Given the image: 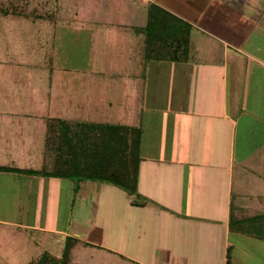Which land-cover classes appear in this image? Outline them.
Masks as SVG:
<instances>
[{
  "label": "crops",
  "instance_id": "1",
  "mask_svg": "<svg viewBox=\"0 0 264 264\" xmlns=\"http://www.w3.org/2000/svg\"><path fill=\"white\" fill-rule=\"evenodd\" d=\"M140 2L144 9L155 4L191 27L185 58L166 63L171 72L163 76L167 79L158 155L146 153L148 147L141 150L136 194L142 199L124 198L122 210L99 205L100 213H108L99 222L92 219V205L85 200L64 225L50 206L48 211L38 204L31 209L20 206V197H11L42 196V177L49 182L44 192L50 203L55 181L61 180L42 173L51 162L44 153V117L54 104L46 103L40 93L32 102L24 96L23 106L7 110L1 99L0 167L40 172L41 180L37 192L23 187L19 193L21 171H1L0 177L16 183L0 188V264H11L8 260L16 252L27 260L43 255L57 259L65 253L68 237L76 241L73 246L78 242L89 250L97 247L89 258L98 264H107L111 254L115 262L118 258L135 264H226L228 252L230 264H264V64L246 56L252 37L264 36V8L251 0ZM147 92L148 98L155 94ZM97 106L98 111L104 108ZM256 129L259 143L247 138ZM239 131L243 140L236 141ZM257 155L260 162L254 163ZM235 164V172L227 171ZM234 197L238 210L246 212L244 223L238 214V226H231ZM43 212L48 214L40 215Z\"/></svg>",
  "mask_w": 264,
  "mask_h": 264
},
{
  "label": "rangeland",
  "instance_id": "2",
  "mask_svg": "<svg viewBox=\"0 0 264 264\" xmlns=\"http://www.w3.org/2000/svg\"><path fill=\"white\" fill-rule=\"evenodd\" d=\"M140 3L139 0H0V100L5 101L3 107L13 110L18 105L23 106L24 96L28 102H32L31 98L35 100L41 93L46 103L54 104V109L50 108L52 111L44 120L52 124L53 119H57L59 126L56 129L59 131L56 133L63 132L62 128H65L64 131L69 134L68 124L100 125L102 122L107 126L119 127L123 130L119 133L121 135L129 131L128 139L131 142L139 139L140 154L148 147L146 153L158 155L157 141L162 134L161 115L164 110L162 87L167 79H163V76L171 72L166 69V63L172 62L169 59L171 51H166L157 43L158 52L155 53L150 47L154 45L153 42L146 45L147 34H144L143 27L147 24V9L138 6L144 4ZM251 4H260L261 10L264 8V0H251ZM258 22L253 21L254 24ZM249 43L253 46L246 56L264 64V36L252 37ZM254 46L262 51L254 50ZM254 76L261 74L254 73ZM146 87L155 94L148 98ZM129 89H133V92ZM11 90L16 92L12 94ZM252 95L250 93L248 104L252 101ZM16 96L19 99L17 103V99H14ZM96 106L98 109L104 107L99 110L103 112L96 110ZM88 113L106 115L102 118ZM48 129L51 132V128L46 127V135L49 134ZM255 131L251 133L253 137L247 138L260 142V131ZM236 133V141L243 140V133ZM129 146L128 150L137 151L136 145ZM256 161L260 162L258 155L253 158V162ZM80 167L71 164L68 176L55 181V193L50 203L48 194L44 192L48 191V180L43 177L41 180L40 172L24 176L21 171L16 184L19 193L23 187L29 191L34 188L32 192H37L35 188L38 189L40 180L44 191L42 196L21 195L12 196L11 199L20 197L23 208L27 205L31 209L38 204L44 208L47 206L48 211L50 206L62 225L76 214L77 206L84 204L85 200L92 205V219L99 222L108 216V213L98 211L99 205L107 203L108 207L112 204L122 210L125 202L142 199L137 194H133L132 198L130 191L114 186L109 178H100L103 173L95 176L92 168L86 164ZM236 167V164L234 168L228 167L227 171L235 172ZM0 175H3L1 171ZM14 182L2 176L0 188L14 186ZM237 187L236 183L234 190ZM112 189H119L123 196L115 195ZM236 208L234 197L231 219L235 223L231 226H238V219L243 218L242 223L246 219V212ZM28 214H32L31 211ZM238 214L243 217L238 218ZM256 215L260 216L259 213ZM42 219L41 222L44 221ZM74 242L68 237L65 253L57 259L43 255L37 260H27L16 252L8 261L11 264L99 263L93 257L89 258L93 256L89 252L98 251L97 247L89 250L88 245L85 247L78 242L73 246ZM111 257L112 260H105V263L135 264L132 260L118 258L115 262L113 254Z\"/></svg>",
  "mask_w": 264,
  "mask_h": 264
},
{
  "label": "trees",
  "instance_id": "3",
  "mask_svg": "<svg viewBox=\"0 0 264 264\" xmlns=\"http://www.w3.org/2000/svg\"><path fill=\"white\" fill-rule=\"evenodd\" d=\"M147 24L143 27L144 34H147L146 45H151V51L158 52V44L171 51L169 59L180 61L185 58L188 46L190 25L168 13L155 4H148ZM143 32V31H141ZM58 121L53 119L52 124L47 123L51 128L47 133L44 145V153L50 157L51 162L44 165L42 173L46 177L64 178L68 176L70 166L87 165L92 168L95 176L103 173L100 178H109L116 187L136 194L138 166L140 163V143L137 137L136 142H131L128 137L130 132L118 129L116 126L106 124L85 125L84 123L68 124L67 131L56 129ZM108 127V128H107ZM137 130V129H136ZM136 130H132L135 132ZM137 133V132H135ZM90 146H87V145ZM129 145H136L137 151H131ZM89 147V148H88ZM81 168V167H80ZM0 171H22L12 168L0 167ZM33 173L34 171L23 170ZM123 178V181H122ZM226 264H230L229 252L226 256Z\"/></svg>",
  "mask_w": 264,
  "mask_h": 264
}]
</instances>
